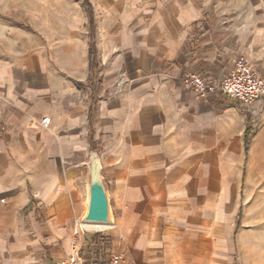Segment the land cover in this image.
I'll list each match as a JSON object with an SVG mask.
<instances>
[{
  "label": "crops",
  "instance_id": "obj_1",
  "mask_svg": "<svg viewBox=\"0 0 264 264\" xmlns=\"http://www.w3.org/2000/svg\"><path fill=\"white\" fill-rule=\"evenodd\" d=\"M88 2L96 70L86 11L0 62V264L74 253L93 157L109 202L108 223L82 225L97 249L121 264H264V99L198 100L181 83L217 81L239 56L263 75L264 0Z\"/></svg>",
  "mask_w": 264,
  "mask_h": 264
},
{
  "label": "built area",
  "instance_id": "obj_2",
  "mask_svg": "<svg viewBox=\"0 0 264 264\" xmlns=\"http://www.w3.org/2000/svg\"><path fill=\"white\" fill-rule=\"evenodd\" d=\"M181 83L198 100H206L219 92L244 107H250L264 99V74H258L254 66L244 56L235 59L232 70L217 81L208 80L192 71H186L181 77ZM49 123L48 117L41 119V124L44 127ZM84 223L82 220L75 223L73 229L74 253L62 264H121L125 255L111 250L107 243L97 249L93 239L98 232L84 229L82 227ZM85 233L89 234L88 239H84ZM84 240L86 245H80Z\"/></svg>",
  "mask_w": 264,
  "mask_h": 264
},
{
  "label": "rangeland",
  "instance_id": "obj_3",
  "mask_svg": "<svg viewBox=\"0 0 264 264\" xmlns=\"http://www.w3.org/2000/svg\"><path fill=\"white\" fill-rule=\"evenodd\" d=\"M69 16H86L83 0H0V62L46 45L64 26H73L65 23Z\"/></svg>",
  "mask_w": 264,
  "mask_h": 264
},
{
  "label": "water",
  "instance_id": "obj_4",
  "mask_svg": "<svg viewBox=\"0 0 264 264\" xmlns=\"http://www.w3.org/2000/svg\"><path fill=\"white\" fill-rule=\"evenodd\" d=\"M82 221L96 224L109 222V202L100 171L89 174L87 211Z\"/></svg>",
  "mask_w": 264,
  "mask_h": 264
},
{
  "label": "trees",
  "instance_id": "obj_5",
  "mask_svg": "<svg viewBox=\"0 0 264 264\" xmlns=\"http://www.w3.org/2000/svg\"><path fill=\"white\" fill-rule=\"evenodd\" d=\"M83 5L85 7V11L88 15V25H89V33H90V43H89V49H88V59H89V67L90 71L93 72L98 67L97 62V53H96V47L93 41L94 37V21H93V12L90 3L88 0H83ZM89 126H90V138H91V108L89 110ZM250 137L251 132L247 129L244 134V150L245 153L248 151V147L250 144ZM239 220V219H238Z\"/></svg>",
  "mask_w": 264,
  "mask_h": 264
},
{
  "label": "bare ground",
  "instance_id": "obj_6",
  "mask_svg": "<svg viewBox=\"0 0 264 264\" xmlns=\"http://www.w3.org/2000/svg\"><path fill=\"white\" fill-rule=\"evenodd\" d=\"M100 171V163L99 160L96 157H93L90 162H89V174L93 173L95 174L96 172ZM94 225H99L96 223H90Z\"/></svg>",
  "mask_w": 264,
  "mask_h": 264
}]
</instances>
